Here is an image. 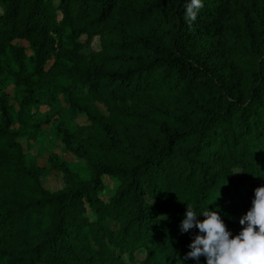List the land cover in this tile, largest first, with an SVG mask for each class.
<instances>
[{"label":"trees","instance_id":"trees-1","mask_svg":"<svg viewBox=\"0 0 264 264\" xmlns=\"http://www.w3.org/2000/svg\"><path fill=\"white\" fill-rule=\"evenodd\" d=\"M189 2L0 0V264H206L187 206L239 234L264 187V0H202L191 26Z\"/></svg>","mask_w":264,"mask_h":264},{"label":"clouds","instance_id":"clouds-1","mask_svg":"<svg viewBox=\"0 0 264 264\" xmlns=\"http://www.w3.org/2000/svg\"><path fill=\"white\" fill-rule=\"evenodd\" d=\"M203 6L202 0H190L186 4L185 19L189 26ZM254 197L251 209L239 221L241 231L235 236L227 230L219 211L207 208L197 215L192 207L187 206L180 232L185 234L193 229L198 232L192 237L188 245L190 251L184 260L199 261L203 256L206 264H264V187L256 188ZM199 217L204 219L201 221Z\"/></svg>","mask_w":264,"mask_h":264},{"label":"rangeland","instance_id":"rangeland-1","mask_svg":"<svg viewBox=\"0 0 264 264\" xmlns=\"http://www.w3.org/2000/svg\"><path fill=\"white\" fill-rule=\"evenodd\" d=\"M50 136H46V140L44 141L45 145L48 147ZM67 158V157H66ZM41 164H45V159L40 160ZM61 185V180L55 175H51L50 178L47 180L46 186L50 189H58V187Z\"/></svg>","mask_w":264,"mask_h":264}]
</instances>
